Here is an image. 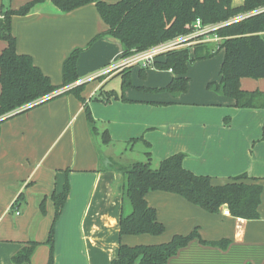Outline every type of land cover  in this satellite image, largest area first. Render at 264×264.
Wrapping results in <instances>:
<instances>
[{"label":"crops","instance_id":"0c3cea01","mask_svg":"<svg viewBox=\"0 0 264 264\" xmlns=\"http://www.w3.org/2000/svg\"><path fill=\"white\" fill-rule=\"evenodd\" d=\"M29 1L0 0V15L1 9L15 10ZM104 1L113 4L119 0ZM242 4L243 0H232L233 7ZM106 30L93 4L67 14L44 5L11 20L17 53L29 55L53 85L61 84V67L68 54L76 48L83 50L77 60L78 82L84 84L80 95L98 132L107 131L111 142L102 149L100 136L90 135L84 105L72 94L0 125V264H11V257L24 242L46 241L54 217L50 197L53 192L61 193L66 183L68 197L54 224L53 264H110L120 244H164L195 228L202 240H227L229 246L221 250L193 240L168 264H263L264 143L259 140L264 110L237 109L233 100L206 88L220 79L223 50L211 59L188 65L190 82L183 94L156 91L174 77L170 70L150 68L140 73L137 65L128 67L131 85L123 89L121 70L113 69L120 60L119 43L104 36L88 46ZM202 43L215 42L204 39ZM192 45L186 46L191 57ZM5 47L0 41V53ZM115 80L119 84L108 89ZM240 88L264 92V79L242 78ZM109 92L121 100L111 97L105 103ZM141 140L150 144L155 163L182 153L184 168L210 177L213 185L242 173L258 178L262 186L260 218L228 216L224 207L210 214L177 195L149 192L146 203L155 210L164 232L159 236H120L122 171L129 165L115 163L127 149L120 157L113 151L132 141L141 146L144 156L146 147ZM103 160H109L111 166L103 167ZM21 193L26 202L12 212ZM43 198L44 216L39 211ZM48 255V246L40 245L30 264H46Z\"/></svg>","mask_w":264,"mask_h":264},{"label":"trees","instance_id":"16d2710c","mask_svg":"<svg viewBox=\"0 0 264 264\" xmlns=\"http://www.w3.org/2000/svg\"><path fill=\"white\" fill-rule=\"evenodd\" d=\"M90 4L95 6L107 30L93 38L88 46L101 37L110 36L119 43L122 58L189 36L197 30L196 23H199L200 28L221 25L206 35L217 36L219 42L202 43L205 35L196 36L191 41L195 42L191 47L193 57L190 56L189 47L167 51L158 56L151 66L140 67V73L150 68L170 70L174 77L166 87L156 91L173 96L183 94L190 82L186 76L188 65L211 59L223 50L220 79L208 83L206 88L233 100V106L237 109L264 110V92H249L240 88L242 78L264 79V10L232 22L240 15L264 9V0H243V4L238 7L232 6V0H119L113 4L104 0H31L15 10L1 9L0 41L5 42L6 47L0 53V125L36 106L72 94L84 105L90 135H99L103 145L110 144L108 132H98L88 104L80 95L84 84L74 85L79 80L77 60L83 50L73 49L64 59L61 67L62 81L56 86L33 63L29 55L17 53L16 40L11 33L13 17H25L38 7L49 5L56 13L67 14ZM128 70L126 68L119 73L123 89L131 85ZM107 94L103 99L105 103L111 97L121 100L113 92ZM141 141L146 147L145 162L133 163L122 171L120 236H159L164 232V226L158 222L155 210L146 203L145 195L149 192L177 195L210 214H216L224 207L235 218H260L258 207L261 203L262 186L257 183L258 178L242 173L230 177L222 185H213L210 177L196 175L184 168L182 153L171 155L152 168L150 144ZM259 141L264 143V122ZM68 192L69 186L66 183L61 193L53 192L50 197L54 205V217L46 241L39 243L31 240L22 243L11 257V264H30L34 251L43 244L49 248L46 264H53L54 224L67 200ZM25 202L21 193L11 207L12 212ZM39 211L42 216L45 215V198L39 203ZM193 240H198L203 246L221 250L229 246L227 240H202L195 228L187 235L173 236L164 244L133 247L120 244L116 257L110 264H168L179 250L187 247Z\"/></svg>","mask_w":264,"mask_h":264},{"label":"built area","instance_id":"2783aa9c","mask_svg":"<svg viewBox=\"0 0 264 264\" xmlns=\"http://www.w3.org/2000/svg\"><path fill=\"white\" fill-rule=\"evenodd\" d=\"M262 10H264V9H260L256 12H253L250 14L240 15V16L234 18L232 20V22L242 20V19L250 16L251 14L260 12ZM220 26L221 25H211V26H206V27L200 28L199 23H196L195 27L197 28V30L193 34H191L189 36H185V37H180V38L174 39L172 41H168V42L158 44V45H156V46H154V47H152L146 51L135 53L129 57H125V58L120 57L119 62L114 66L113 69L114 70H116V69L123 70V69H126V68L134 66V65H137V66L142 67V68H146L148 66H151L153 64V62L155 61V59L158 56L164 54L165 52L189 46L190 43L194 44L195 42H191V41L196 36L205 35L204 36L205 38H203V40L204 39H210L212 42L217 43L220 41V39L217 36L213 35V36L209 37L206 35H208V33H210V32L215 31ZM79 84H80L79 82H76L74 85H79ZM225 214L228 216L230 215L229 212H225Z\"/></svg>","mask_w":264,"mask_h":264},{"label":"rangeland","instance_id":"374dc122","mask_svg":"<svg viewBox=\"0 0 264 264\" xmlns=\"http://www.w3.org/2000/svg\"><path fill=\"white\" fill-rule=\"evenodd\" d=\"M117 84H119V80H115L112 83V85L108 86V89H113L114 86H116ZM99 146H101V148L103 149L104 145L100 142ZM140 147H141L140 145H133V142H130V144H128V146L123 147V148L118 147V146L115 147V151H113L114 152L113 154L115 156H117V155L119 156L121 151L124 152V150L127 149V151H125L123 153V157L120 159V161H115L117 166H119V165H123V166H128L129 165V166H131V164L136 163V162H145V157L143 156V152H142V154H140ZM118 150H120V151H118ZM102 166L103 167L104 166H111V163L108 162V161L103 160L102 161ZM156 166H157V163H155L154 160L152 159V168H155ZM127 209H129L128 206H127Z\"/></svg>","mask_w":264,"mask_h":264}]
</instances>
